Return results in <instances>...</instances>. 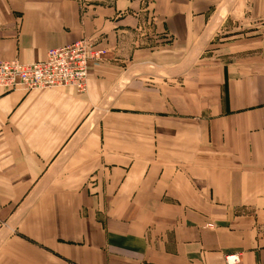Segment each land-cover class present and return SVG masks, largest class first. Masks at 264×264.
Here are the masks:
<instances>
[{
  "label": "crops",
  "instance_id": "crops-1",
  "mask_svg": "<svg viewBox=\"0 0 264 264\" xmlns=\"http://www.w3.org/2000/svg\"><path fill=\"white\" fill-rule=\"evenodd\" d=\"M232 4L0 0L1 60L106 51L86 93L0 88V264H264V0Z\"/></svg>",
  "mask_w": 264,
  "mask_h": 264
},
{
  "label": "built area",
  "instance_id": "built-area-1",
  "mask_svg": "<svg viewBox=\"0 0 264 264\" xmlns=\"http://www.w3.org/2000/svg\"><path fill=\"white\" fill-rule=\"evenodd\" d=\"M106 51L96 49L91 40H79L47 52L45 60L30 64L0 59V88L32 92L73 88L88 89L89 68L105 60ZM240 255L226 257L227 264H239Z\"/></svg>",
  "mask_w": 264,
  "mask_h": 264
},
{
  "label": "rangeland",
  "instance_id": "rangeland-1",
  "mask_svg": "<svg viewBox=\"0 0 264 264\" xmlns=\"http://www.w3.org/2000/svg\"><path fill=\"white\" fill-rule=\"evenodd\" d=\"M233 2H234V4L231 5V11H232V13H234L235 16H238L239 12L245 13V11L243 10L244 9V6H243L244 0H233ZM245 10H246V8H245ZM243 21H244V19H243ZM236 23H239V22L236 21ZM244 23L247 24L248 22L244 21Z\"/></svg>",
  "mask_w": 264,
  "mask_h": 264
}]
</instances>
